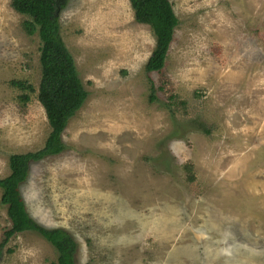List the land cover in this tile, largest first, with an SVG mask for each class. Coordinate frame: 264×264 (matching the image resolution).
<instances>
[{
    "label": "rangeland",
    "instance_id": "374dc122",
    "mask_svg": "<svg viewBox=\"0 0 264 264\" xmlns=\"http://www.w3.org/2000/svg\"><path fill=\"white\" fill-rule=\"evenodd\" d=\"M11 2L0 0V179L52 131L42 43ZM170 2L179 24L153 73L156 36L129 0H70L61 13L89 98L65 151L34 163L21 194L38 223L73 237L76 264H264V0ZM3 252L0 264L58 259L33 232Z\"/></svg>",
    "mask_w": 264,
    "mask_h": 264
},
{
    "label": "trees",
    "instance_id": "16d2710c",
    "mask_svg": "<svg viewBox=\"0 0 264 264\" xmlns=\"http://www.w3.org/2000/svg\"><path fill=\"white\" fill-rule=\"evenodd\" d=\"M70 0H12L13 10L30 18L24 29L39 35L42 46L40 63L42 79L38 98L52 129L43 149L26 154H13L9 158L10 174L0 179L1 204L6 206L11 228L0 242V262L4 248L15 235L33 232L50 243L58 253L56 264H76L77 243L64 229L44 227L32 218L22 193V185L29 179L31 167L47 157L61 154L66 145L63 134L69 123L85 106L89 92L77 69L74 56L61 36L60 17ZM137 23L149 25L156 36V47L146 64V72L164 69L170 45L179 24L170 0H129ZM13 87L34 92L27 82L13 81ZM152 89L154 90V84ZM155 97L152 95L151 99ZM28 101L29 96H23Z\"/></svg>",
    "mask_w": 264,
    "mask_h": 264
}]
</instances>
